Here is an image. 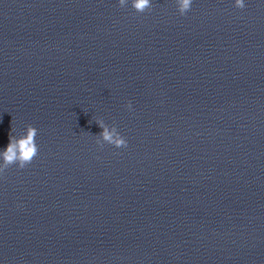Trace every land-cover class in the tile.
Wrapping results in <instances>:
<instances>
[{
    "label": "clouds",
    "instance_id": "obj_1",
    "mask_svg": "<svg viewBox=\"0 0 264 264\" xmlns=\"http://www.w3.org/2000/svg\"><path fill=\"white\" fill-rule=\"evenodd\" d=\"M129 0H119V5L124 7L128 4ZM131 7L137 13H145L151 10L152 0H130ZM193 0H176L177 10L180 15H185L190 9ZM235 7L244 8V0H235ZM131 109V102L127 104ZM98 126L103 129L99 134V139L96 143L101 148L104 144L113 145L116 148L127 147V140L120 134L117 128L113 125L109 127L103 120L96 121ZM12 129L9 134V143L3 152H0V158L3 163L0 164V174L4 173L10 166L16 165L18 168L23 169L34 160L38 155L39 148L36 143V136L38 130L31 124L27 125L25 133L19 137L12 135ZM103 141V142H101Z\"/></svg>",
    "mask_w": 264,
    "mask_h": 264
}]
</instances>
